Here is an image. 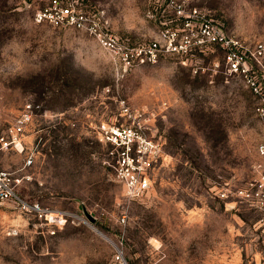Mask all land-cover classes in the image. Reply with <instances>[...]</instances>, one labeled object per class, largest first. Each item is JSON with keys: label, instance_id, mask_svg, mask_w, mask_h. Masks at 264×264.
I'll use <instances>...</instances> for the list:
<instances>
[{"label": "rangeland", "instance_id": "1", "mask_svg": "<svg viewBox=\"0 0 264 264\" xmlns=\"http://www.w3.org/2000/svg\"><path fill=\"white\" fill-rule=\"evenodd\" d=\"M86 1L132 43L155 37L160 19L173 15L166 0ZM43 2L0 0V133L32 105L24 140L35 159L21 170L30 178L19 192L72 215L51 234L37 219L1 209L0 264H111L118 244L134 264H264L257 213L217 192L254 174L264 87L254 94L217 47L118 70L90 33L36 22ZM190 3L227 32L264 42V0ZM262 64L264 71V57ZM120 99L150 117L162 143L141 198L126 196L97 133L99 121L119 115ZM23 156L10 149L0 161L19 168Z\"/></svg>", "mask_w": 264, "mask_h": 264}, {"label": "built area", "instance_id": "2", "mask_svg": "<svg viewBox=\"0 0 264 264\" xmlns=\"http://www.w3.org/2000/svg\"><path fill=\"white\" fill-rule=\"evenodd\" d=\"M172 12L169 22L160 19L161 26L155 37L147 42L132 43L121 38L102 20V10L89 7L86 0H44L35 10L36 22H50L83 30L97 40L109 53L118 70H126L146 63H155L161 56L195 52L208 53L217 47L222 52L229 72L241 74L253 93L262 95L264 87V42L250 43L234 33L227 32L222 24L201 13L190 0H166ZM162 13L166 10L160 9ZM163 16V15H161ZM256 107L261 120L262 136L256 145L257 158L253 163V176L235 189L221 187L223 199L234 196L257 213L253 226L262 235L264 243V97ZM34 118L32 105L27 104L3 133H0V153L10 149L24 151L19 168H10L0 161V210L16 209L39 221L41 232L55 233L72 214L65 209L53 208L38 200L29 199L19 192V186L30 175L22 172L33 164L34 145H26L24 136ZM145 112L132 108L125 99L119 100V115L104 118L97 125V133L107 148V164L121 181L129 198H141L149 193L153 165L163 158L160 134ZM226 203L233 201L227 200ZM111 264H134L126 256L121 244L115 245Z\"/></svg>", "mask_w": 264, "mask_h": 264}]
</instances>
